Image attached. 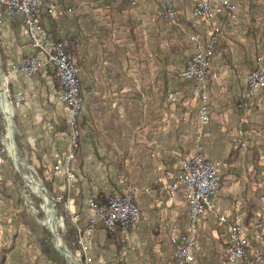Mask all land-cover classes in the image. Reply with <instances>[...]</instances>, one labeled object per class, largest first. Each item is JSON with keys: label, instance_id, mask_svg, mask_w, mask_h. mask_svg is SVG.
<instances>
[{"label": "crops", "instance_id": "0c3cea01", "mask_svg": "<svg viewBox=\"0 0 264 264\" xmlns=\"http://www.w3.org/2000/svg\"><path fill=\"white\" fill-rule=\"evenodd\" d=\"M48 1L56 2L62 14L46 16L44 28L51 40L70 42L84 100L73 163L78 182L70 209L85 227L92 215L89 202L105 203L131 188L138 192L141 218L131 228L129 242L100 224L94 238L95 264H178L175 241L186 229L188 206L185 188L171 193L169 186L182 163L200 153L228 166L221 171L216 210L200 220L196 259L198 264H229L230 228L241 226L252 238L264 195V92L251 104L246 98L247 78L264 49V0H232L231 16L211 21L194 16L190 0H175V24L161 16L158 0H136V5ZM24 32L22 17L5 20L0 68L8 78L11 99L21 96L14 110L20 149L61 194L65 181L52 167L69 152L67 108L50 67L33 76L14 72L30 58L43 59ZM214 37L218 43L208 81L211 120L202 125L195 82L184 80L181 73L196 47ZM0 129L5 133L2 124ZM240 132L248 148L231 151ZM22 187V177L6 164L0 264H55L49 237L25 212ZM221 216L227 218L225 225ZM255 253L264 257V245L253 240L249 255Z\"/></svg>", "mask_w": 264, "mask_h": 264}, {"label": "built area", "instance_id": "2783aa9c", "mask_svg": "<svg viewBox=\"0 0 264 264\" xmlns=\"http://www.w3.org/2000/svg\"><path fill=\"white\" fill-rule=\"evenodd\" d=\"M116 3H130L136 5V0H113ZM160 4L161 16L175 24L178 18V11L175 7V0H158ZM193 6L194 16L204 20H216L223 16H231L235 6L232 0H190ZM62 14L60 6L54 1L48 0H0V30L8 18L16 16L23 18L25 26L24 36L26 41L36 49L42 56L30 58L21 67L14 69L15 73H25L28 76L38 74L44 68L50 67L61 87V102L67 108L65 122L70 128V147L67 157L52 167V173L63 178L64 189L61 194L49 198L46 188L42 189L48 196L47 205L55 210L57 204H62L67 216H71L75 226L77 253L73 256L69 254L74 264H95L93 257L94 238L98 231V226L102 224L107 233L120 235L121 238L129 242L131 228L139 222L141 209L137 204L138 192L131 188L124 195H116L105 203H98L95 200L89 202L88 208L92 215L88 219L85 227H81V216L75 214L70 209V196L76 189L78 182L73 163L76 160V150L81 139L80 115L83 109V96L81 92L80 68L70 52V42L67 39L60 41L51 40L44 28V18ZM218 32V29H215ZM218 40L214 37L207 44L196 47L192 56L188 59L186 67L181 73L184 80L194 81V93L198 98V117L202 125H208L211 120L210 95L208 91V81L211 74L213 61L216 55V45ZM255 69L247 78L246 98L248 103L254 102L257 97L264 92V49L256 56ZM2 75V74H1ZM5 85L6 95L11 93L8 88V78L2 75ZM175 100V96L171 95ZM8 98V96H7ZM9 100V99H8ZM10 102L15 110V106L21 103V96H15ZM246 105H249V104ZM15 104V105H14ZM0 111L5 119V133L0 129V203L2 202V187L4 183V167L11 161L20 158L18 149L13 140V122H10L7 114L3 111L0 103ZM13 144V149L10 145ZM248 148V143L243 132H240L232 141L231 151H242ZM27 163V162H26ZM226 162H212L203 153L197 154L190 160H186L181 165L179 174L174 178V183L169 186L171 193H175L178 188L184 187L186 191V202L188 206V219L184 233L175 241L176 249L174 253L178 264H198L195 249L198 241L199 223L205 215L214 212L217 208V197L222 189V169L226 168ZM34 169V168H33ZM41 185V184H40ZM29 186V184H28ZM31 188V187H30ZM32 190V189H31ZM33 192V191H32ZM35 193V192H33ZM26 201L34 213L39 211L34 207L29 195H24ZM261 207L258 212V220L250 238L246 235V229L241 226L230 228V242L227 249V259L229 264H264V257L261 253L249 255L251 242L264 245V195L260 198ZM32 204V206L30 205ZM56 220L59 218L54 211ZM64 222V217H60ZM227 218L220 217V224L225 225ZM46 225V223H43ZM56 224V223H55ZM56 224L54 235L53 224L50 229L55 239V248L59 239ZM62 228V226H60ZM64 227V226H63ZM63 241V240H62ZM113 264H121L120 260H114Z\"/></svg>", "mask_w": 264, "mask_h": 264}, {"label": "rangeland", "instance_id": "374dc122", "mask_svg": "<svg viewBox=\"0 0 264 264\" xmlns=\"http://www.w3.org/2000/svg\"><path fill=\"white\" fill-rule=\"evenodd\" d=\"M0 73L2 74L1 68H0ZM7 96H8L9 101L12 102L11 96H9V93H7ZM6 109L8 111L11 110L10 106H8V105H6ZM15 109H16V106H15ZM15 119H16V115L14 114L12 121L15 122L16 121ZM0 124H2V126L5 125V119H4V116L1 114V111H0ZM14 141H15L16 147L18 149V154L20 155V160L22 162L23 161L27 162V166H28V167L25 166L26 163H24V162L21 163V161L18 160L19 158L16 159L17 163L14 161H11V160L9 162V164L22 177V180H23L22 198H23V205L25 207V212H26L27 216H29L31 222H33L36 225V227L42 228L43 231L49 237L50 251H51L52 256L55 257V262H56L55 264H74L72 259H70L69 257H65L64 255H62L60 252H58L56 250L55 239H54V236L51 232L50 226L48 225V222H47L48 219H47L46 202L44 201V199L40 195L33 193L34 189H32L31 184L29 182H27L26 176L29 175L34 180L36 179L41 184L42 189L46 188L47 192L49 193L50 199L52 196L58 195L60 193L54 192L49 181L43 176V173L41 171H37V170L33 169V166L31 164L30 160L28 159L27 155L20 149V143H19L20 141H19V138L17 137V133L14 137ZM28 183H29V186H28ZM42 192L46 196L45 191L43 190ZM30 193H31L32 197H30L29 199H31L34 207L39 211V213H34V211L29 206H27L28 203H27L24 195H26V194L29 195ZM30 205L32 206V204H30ZM43 205H44L43 208H44L45 212L43 211V208H42ZM54 211L56 212V215L59 218L57 220V226H59L58 227V233L63 240L62 241L60 239V241H62V243L64 242V245L68 251H65L64 248H61V250L64 253H66L67 255L72 254L74 256L75 255V249H77V248H76V246H74V249H71V247L69 246V243L72 244V243H75V241H76L75 226L72 223L71 216H67V214L63 210L62 204H57ZM61 216L64 217V222L62 220H60ZM27 222H28V220H27ZM43 223H46V225H44ZM60 226H62V228ZM54 253H55V255H54Z\"/></svg>", "mask_w": 264, "mask_h": 264}, {"label": "bare ground", "instance_id": "6f19581e", "mask_svg": "<svg viewBox=\"0 0 264 264\" xmlns=\"http://www.w3.org/2000/svg\"><path fill=\"white\" fill-rule=\"evenodd\" d=\"M0 103L2 105L3 111L7 114L10 122H12V119L14 117L15 111H14V108H13L12 104L10 103V101L7 98L6 91H5V85H4V82L2 81L1 75H0ZM7 103L9 104V106L11 108L10 111H8L6 109V104ZM10 148L13 149V144L10 145ZM16 159H18V157H16ZM18 160H20V158ZM23 162L26 163L25 161H23ZM23 162L21 161V163H23ZM25 166H27V163H26ZM26 180H27V182H29L31 184L32 189H34L33 191L36 194L40 195L44 199V201L46 202L48 225L51 227L52 224H55V223L57 224V220H56V217H55V214H54V210L47 205L49 202H47L46 196L42 192L43 190H42V186L40 185V183L36 179L34 180L29 175L26 176ZM43 207H44V205L42 206V208ZM43 211L45 212L44 208H43ZM57 246L60 247V248H61V246L63 247V243H62V241H60V239L57 242Z\"/></svg>", "mask_w": 264, "mask_h": 264}, {"label": "water", "instance_id": "95a60500", "mask_svg": "<svg viewBox=\"0 0 264 264\" xmlns=\"http://www.w3.org/2000/svg\"><path fill=\"white\" fill-rule=\"evenodd\" d=\"M1 75V73H0ZM2 77V75H1ZM13 130H14V133H13V140H14V137H15V132H16V126H15V123L13 122ZM15 143V141H14ZM16 145V144H15ZM46 198L48 199V196H46ZM53 231H54V235L55 237L58 239V234L56 233V224H53ZM57 251L60 252L62 255H64L65 257H69L66 253H64L62 250H60L59 248H57Z\"/></svg>", "mask_w": 264, "mask_h": 264}, {"label": "trees", "instance_id": "16d2710c", "mask_svg": "<svg viewBox=\"0 0 264 264\" xmlns=\"http://www.w3.org/2000/svg\"><path fill=\"white\" fill-rule=\"evenodd\" d=\"M50 243V242H49ZM49 247H50V244H49Z\"/></svg>", "mask_w": 264, "mask_h": 264}]
</instances>
